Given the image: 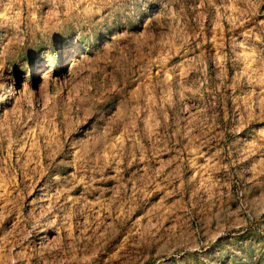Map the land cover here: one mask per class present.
<instances>
[{"label": "rangeland", "instance_id": "rangeland-1", "mask_svg": "<svg viewBox=\"0 0 264 264\" xmlns=\"http://www.w3.org/2000/svg\"><path fill=\"white\" fill-rule=\"evenodd\" d=\"M0 264H264V0H0Z\"/></svg>", "mask_w": 264, "mask_h": 264}, {"label": "bare ground", "instance_id": "bare-ground-1", "mask_svg": "<svg viewBox=\"0 0 264 264\" xmlns=\"http://www.w3.org/2000/svg\"><path fill=\"white\" fill-rule=\"evenodd\" d=\"M71 49H72V50L68 53V56H70L71 53H74V51H75V49H77V47H74V46H73Z\"/></svg>", "mask_w": 264, "mask_h": 264}]
</instances>
